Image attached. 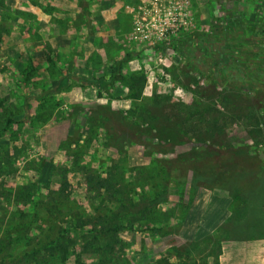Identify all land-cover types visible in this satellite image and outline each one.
<instances>
[{
    "label": "rangeland",
    "instance_id": "1",
    "mask_svg": "<svg viewBox=\"0 0 264 264\" xmlns=\"http://www.w3.org/2000/svg\"><path fill=\"white\" fill-rule=\"evenodd\" d=\"M15 262L264 264V0H0Z\"/></svg>",
    "mask_w": 264,
    "mask_h": 264
},
{
    "label": "trees",
    "instance_id": "2",
    "mask_svg": "<svg viewBox=\"0 0 264 264\" xmlns=\"http://www.w3.org/2000/svg\"><path fill=\"white\" fill-rule=\"evenodd\" d=\"M118 72V71H117ZM116 78V76H113V78H111V82L113 81V79ZM256 89V93H257V88ZM207 154H203L200 158H198L199 160H197L200 164H202L205 159H206ZM78 161V160H77ZM63 197V194L61 195ZM24 199V198H23ZM65 198H62L61 201L57 202V206L59 204L64 203ZM41 206L39 207V211L41 212L43 211H49L51 212V209L49 208L50 204H46L45 206L40 204ZM60 207V206H58ZM61 208V207H60ZM47 209V210H46ZM39 216V212L37 211L35 214H26L22 217V219L20 220L22 223L20 225H15V229H16V233H11L7 236H5V241L2 242L3 246L5 247V251L8 252V254H12L11 251L15 250L19 245L24 244V234L28 233L27 229H30L29 225L31 224V222L35 219L38 218ZM76 232V231H75ZM34 239H30V241H28L27 245L31 246L33 245ZM13 255V254H12ZM16 264V262L14 263Z\"/></svg>",
    "mask_w": 264,
    "mask_h": 264
},
{
    "label": "built area",
    "instance_id": "3",
    "mask_svg": "<svg viewBox=\"0 0 264 264\" xmlns=\"http://www.w3.org/2000/svg\"><path fill=\"white\" fill-rule=\"evenodd\" d=\"M171 16H172L173 24H176V23H179V22H182L183 21V14H182V12H175V13L171 14ZM160 21L163 24H167L169 22L166 18H163ZM142 27H143V25L140 26L138 29L141 30ZM178 30H179V28H176V29L174 28V29H172L170 31H171V33H175Z\"/></svg>",
    "mask_w": 264,
    "mask_h": 264
}]
</instances>
